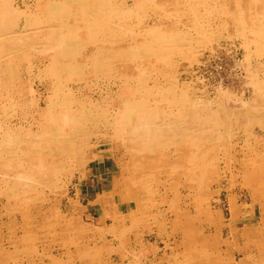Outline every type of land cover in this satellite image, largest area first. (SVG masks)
<instances>
[{
	"label": "rangeland",
	"instance_id": "1",
	"mask_svg": "<svg viewBox=\"0 0 264 264\" xmlns=\"http://www.w3.org/2000/svg\"><path fill=\"white\" fill-rule=\"evenodd\" d=\"M8 1L11 2L12 8L23 10L26 13L32 12L40 17V20L36 22L37 27L33 25L31 26L32 30L29 29L31 33L23 32L26 36L46 29L44 27H47L50 22L52 24L55 22L54 20H48L49 16L45 13L46 9L43 10L40 6L36 7V0H24L27 3L26 5L22 3L23 0ZM186 1L127 0L124 5L122 4L123 6L121 5L124 11H129L125 15L121 14L123 17L128 15L125 17V25L127 26L123 25L118 28L120 18L114 17L113 26L109 23L108 27H105L107 31L104 32L103 30L104 33L97 31L94 33L95 36L90 34L88 28L85 29L82 22L80 23L82 25L81 29H83L81 33L84 31L81 36L86 35V37L83 36L85 38L80 46L81 53H87L88 49L97 46V43L108 47L111 40L112 46L116 48L124 42L121 40V33L123 32L129 33L127 34L128 37L125 35L127 38L136 35L145 45L158 46L163 49L170 47V44L175 46V52H171L168 57L170 59L165 58L167 56L166 51L162 52L164 57L159 54L158 58L143 48L137 56L120 57L121 61L118 64L127 63L131 65V71L129 70L128 74L121 71L122 68L118 70L117 74L121 78L111 77L113 72L111 75L107 73L105 76H99L97 80L93 74L94 72L91 71L95 61L90 60L81 69L84 72V77L87 78L86 80H90V83L93 82L94 85L85 86L86 84L82 80L81 89L79 92L78 90L75 91V94L79 97L82 92L85 93V96L96 97L95 95H98L96 88L98 84L102 82L104 84L111 80L118 81L121 84L122 81H126L128 78L127 85H130L131 92L126 94L137 98L146 95V99L150 101L149 103L153 100H159L156 105L162 107V110L165 111V115L161 116L162 122L159 121L161 125L165 123V127H162L164 130L161 136L165 140H159L163 141L161 143L156 141L155 143L135 144L137 146L135 149L130 147L126 151H121L122 154L116 152L113 148L114 139L101 135V132H104L106 128L109 130L110 127L107 123L105 125L103 118L99 120L98 109L92 107L91 117L93 119L90 124H88L89 122L83 123L85 131L82 132L81 128L79 133L82 135H73L71 141H67L65 145L61 143L60 151L54 152V143H51L48 139L49 136L43 135L41 127H35L36 124H33L30 129L31 123L21 118L25 113L30 118L29 115L36 99L42 100L45 96L51 94V91H49L50 93L45 91V87L41 84L42 80H45V75H39L35 67H32L33 70L30 73L25 69L32 62L30 56L38 54L35 45L29 48V50L31 49L29 52L31 55H26L18 65L21 76L16 77V84L20 86V89L14 91L15 94L11 89L0 90V106L3 103L5 105L12 103V107H9L8 111L6 110L9 115L6 111H0V121L2 122L0 126L6 127L7 124L5 123L10 126L16 124L15 126L18 128H15L17 131L14 129V132L17 135L15 136L14 133L12 137L14 136L15 140H18L14 142L19 146L15 147L10 140L7 142L6 136L3 139L0 137V163L2 162L0 167L3 166L5 156H8L5 162L10 161L9 170L14 166L18 171L16 174L20 175L22 173L20 176L24 179L14 181L12 177H15V175H11L9 180L5 181L1 180L2 175L0 173V186L4 188L3 193L0 195L2 199L0 200V264H264V111L263 113L258 111H254L252 114L248 113L250 119L255 114V119L258 122L247 120V116L243 113L245 108L238 100L239 98L252 99L255 91L252 90L254 87L252 84L253 77H260V80L262 79V82H264V41H262L264 40V6L259 3L260 0H238L239 2L237 0ZM235 4L239 6L236 7ZM65 5L66 8L69 6V4ZM196 10L198 12H195ZM166 13L169 14V17ZM160 15H164V17ZM195 15L199 16L196 17ZM68 16L70 20L72 19L69 24L76 25L75 19L70 15ZM258 18L261 21L258 22ZM201 22L204 23L200 24ZM19 25L22 28L23 21H20ZM120 25H122L121 22ZM109 26L113 29L110 27L109 30ZM150 29L153 30L150 31ZM255 29L257 30L255 31ZM204 31L205 33H203ZM199 32L198 36L197 33ZM255 32L259 33L260 38ZM158 33H162L164 40H158ZM243 33L244 35H242ZM96 36L100 40L95 43L93 39ZM253 36L256 41L252 38ZM241 39H243V43H241ZM126 40L131 41V49L136 48L135 45L137 44L134 40ZM244 40L249 41L244 42ZM225 43L235 46L236 52L234 54L225 51L216 52L210 56V60L205 58V65L198 66L199 69L194 68L193 70V74H197L199 79L192 76L197 80L194 81L190 77L197 84L196 86L193 83L197 91L193 87L191 88L188 82L190 68L192 69L196 62L200 63V58L205 53L213 51L218 45ZM81 53L77 54L76 57H79V55L84 56ZM146 54L148 55L146 56ZM151 54L154 58L150 56ZM192 55L198 58L196 57L195 60L193 58L190 62ZM171 58L173 59L171 60ZM100 59L99 57L98 60ZM238 59L240 62L242 61L239 67L235 64ZM159 62L161 63L155 64ZM151 75L153 76L151 77ZM154 76L157 78H154ZM37 77H41V80ZM220 79L223 89L232 90L231 94L225 96V100V97L217 92L218 89H213V85ZM95 81L99 83L96 84ZM199 81L204 83L203 87L207 91L201 93L202 91L197 89ZM23 84L25 85L23 86ZM156 85H158L157 88ZM144 86L146 91L137 92L138 88ZM23 87L28 89H23ZM58 92L62 91L58 90ZM121 94L123 96L124 92ZM196 97L201 98L199 100ZM14 99L16 100L14 101ZM2 101L4 102L2 103ZM192 101H199L202 106L209 105L211 107L209 109L203 107L193 108L195 110L194 114L192 113L194 110H191L192 115H197V118L192 119H198V121H192L188 116L190 114L187 110L188 104L193 103ZM263 102H261V106L264 109ZM13 107L17 108L12 109ZM40 107H44V104H40ZM207 112H210V115L215 113L212 115L215 117L208 118L209 113ZM222 117H226V120ZM10 118L12 119L10 120ZM176 119L177 121H175ZM178 119H181V121ZM167 121L169 124L172 123L169 125ZM174 123H176V126H174ZM214 124L216 126L220 125L216 128ZM222 126L225 127L224 130ZM61 127L59 125L57 131ZM94 128L97 129L94 130ZM226 129H229V131ZM66 130H68V127ZM216 130L221 134H218ZM91 131L93 132L89 133ZM112 131L110 129V133ZM0 132H3L2 129ZM35 133L38 135H33ZM226 134L229 136L228 138ZM213 138L215 139L213 140ZM31 139L39 142L33 147L30 142L27 144ZM5 140L6 142H4ZM188 142L191 144L189 145ZM75 143L77 144L75 145ZM96 144H100V148H97ZM13 146L16 148V153L10 152ZM63 147L65 149H62ZM29 149L30 151H28ZM32 150H35V152L40 150L39 154L43 157L41 162L43 164L38 167L33 164L32 168L29 169L26 166L30 165L31 159L38 153H34ZM137 153H140L139 157L136 155ZM10 157L15 160L14 163H12ZM50 159H53V161L51 160V166L49 167L48 160L50 161ZM81 160L84 163H81ZM33 161L37 163L35 160ZM19 162L22 163V166L16 167V163L19 164ZM125 166L128 168L123 172L122 168ZM34 171H38L37 174H34ZM34 177L35 180L32 181ZM26 178L27 180H25ZM29 178H32V180L30 181ZM19 182L21 183V185H18L20 188L18 186L17 189L14 188L13 185ZM3 183L10 185H4ZM47 184H51V186H46ZM22 188H24V191L21 190ZM25 189H27V192ZM22 192L25 194H22ZM12 196L14 197L12 198ZM15 196H17V199ZM21 196H23V199ZM27 198L30 199L27 200ZM33 206L36 209L41 207L40 213L31 212ZM24 210L28 211L25 218L22 219L20 217ZM112 218L113 220H111Z\"/></svg>",
	"mask_w": 264,
	"mask_h": 264
},
{
	"label": "bare ground",
	"instance_id": "2",
	"mask_svg": "<svg viewBox=\"0 0 264 264\" xmlns=\"http://www.w3.org/2000/svg\"><path fill=\"white\" fill-rule=\"evenodd\" d=\"M36 0L37 2V8L38 6L41 7V9L45 10V13L48 14V20L49 21H55L53 24L50 22L47 27H44L46 29H43L41 31H37L35 33H32V34H29V36H26L25 31L29 32V29L31 28V26L35 25L37 27V23L39 20H40V17L36 16V14L30 12V13H26L25 11H20L19 9L17 8H12L11 6V2L8 1V0H0V90H4V89H11L14 93V91H17V89L19 88L20 89V86H18L16 83V77L18 76H21L20 74V71H18V65L19 63L26 57V55H31L29 52V48L31 47H37V52L38 54L35 56L34 55H31L30 58L32 59L31 63L28 64V66H26V70L28 71V73H30L33 69L32 67H35L36 68V72L40 75V74H43L45 75V80L41 82L42 86L45 87V91H51V94H49L48 96H45V98H43L42 100L40 99H36V103H34L33 105V109H31V112H30V115L28 118L27 114H23L21 116V118H24V120H26L28 123H31L30 124V129L32 128L31 125L33 124H36L35 127H38L40 128L41 127V131L43 133V135L45 136H49L48 139H50L51 143H54L53 145V151L56 152V151H60V147L62 146L61 143L63 145H65V143H67V141H71L73 138V135H82V134H79L81 132V128H82V132L83 130L85 131L84 129V124L83 123H86V122H89L88 124H90L91 120L93 119L91 117V110H92V107H95L96 109H98V113L97 114L99 116V120L100 119H104L105 120V125L107 123V125L110 127V129H112L113 131L110 133V129L108 130V128L105 129L104 132H101V135H106L108 136V138H113L114 139V150L118 153H120L121 151L125 150L126 149H129L130 147H132L133 149H135V144H141V143H145L147 144L148 143H155L156 141L158 143H161L163 141H159V140H163L161 138L162 136V131L164 130L163 128L165 127V123L164 125L162 124H159L160 120H161V116L162 115H165V111L162 110V107H159L156 105V103L159 101V100H153V102L149 103L150 101L146 99V95L144 96H141L140 98H137L136 96L135 97H131L130 95L126 94L128 92H131V89H130V85H127V79L126 81H122L121 84L118 83V81H110V82H106L103 84V82L101 84H98V86L96 87L97 90H98V95H95L96 97L94 96H85V93L82 92L81 93V96H77L75 94V91L81 89V81L84 80V83L86 84L85 86H88L89 87L91 85H94L92 83H90V80H86L87 78L84 77V72H83V67H85L87 65V62L90 61V60H94L95 62H93V71L94 75L96 76L95 78H99V76H105L107 73H109L113 77V78H121V76H119L117 73H118V70L120 68L121 71L123 72H126V74L129 73V70L131 68V65L130 64H124L122 63L121 64H118L120 63L119 61H121L120 57H123V58H127V57H130L131 55L132 56H137L139 55V52L142 51L141 48L145 49L147 52L149 53H152L153 56H157L160 54L161 57L163 56L162 55V52H165L167 53V56L165 58H168L170 56V53L171 52H175V46L174 45H171L170 44V47H165V49L163 48H159L158 46H151V45H145V43L142 42L141 39H139L138 37H136V35H133L131 38H127V34L129 33H121L122 36H121V40H123L124 42H122L121 44V41L119 42L121 45H118L116 48H114L112 46V40L109 42V46H102V45H98L97 43V46L95 45L94 47H91L90 49H88L87 53H81V49H80V46L81 44L83 43V40L84 38L86 37V35H83L85 36L83 38V36H81V34H83L84 31H82L81 33V26L80 23L82 22L83 26L86 28H88V30L90 31V34L93 36L94 33H96L97 31L98 32H105L106 30V26L108 27L109 23H113L114 22V17H119L120 18V22L122 23V25H120V22L118 24V28H120V26H123L125 25V17H123V15H125V13H128L129 11H124V8L122 7L127 0H82V4H81V0ZM132 1V0H131ZM164 1V0H163ZM186 1V0H184ZM210 1H213V0H210ZM235 1V0H234ZM238 1V0H237ZM236 1V3H237ZM241 1V0H240ZM261 2V5L264 6V0H260ZM13 2V1H12ZM150 2V1H149ZM148 2V3H149ZM209 2V1H208ZM239 2V1H238ZM21 3V2H20ZM24 5H26V1L23 0ZM129 3V2H128ZM155 3V2H154ZM187 3V1H186ZM189 3V2H188ZM65 4H69V6L66 8V5ZM123 4V5H122ZM131 4V3H130ZM150 4V3H149ZM192 4V3H191ZM212 4V3H211ZM240 4V3H239ZM122 5V6H121ZM142 5V4H141ZM151 5V4H150ZM156 5V4H155ZM187 5V4H185ZM238 4H235L236 7ZM252 5V4H251ZM32 6V5H31ZM74 6V7H73ZM127 6V5H126ZM157 6V5H156ZM177 6V5H176ZM225 6V5H224ZM254 6V5H253ZM260 6V5H258ZM36 7H33V8H36ZM132 7V6H131ZM152 7V6H151ZM165 7V6H164ZM198 7V6H196ZM208 7V6H207ZM235 7V8H236ZM25 8V7H24ZM36 8V9H37ZM130 8V6H129ZM201 8V7H200ZM243 8V7H242ZM256 8V7H255ZM260 8V7H259ZM27 9V8H26ZM133 9V8H132ZM131 9V10H132ZM160 9V8H159ZM158 9V10H159ZM187 9V8H186ZM247 9V7H246ZM245 9V10H246ZM261 9V8H260ZM157 10V9H156ZM180 10V9H179ZM188 10V9H187ZM192 9L190 8V11ZM244 10V11H245ZM30 11V10H29ZM28 11V12H29ZM194 11V10H193ZM227 11V10H226ZM161 12V11H160ZM165 12V11H164ZM192 12V11H191ZM195 12H198L197 10ZM225 12V11H224ZM242 12V11H241ZM247 12V11H246ZM256 12H257V8H256ZM259 12V11H258ZM149 13V12H148ZM156 13V12H155ZM121 14H123L121 16ZM160 14V13H159ZM163 14V13H162ZM168 13H166L167 15ZM231 14V13H229ZM246 14V13H245ZM248 14V13H247ZM70 15L73 19H75V23L76 25L74 24H69V21L70 18H68ZM120 15V16H118ZM149 15V14H148ZM190 15V14H189ZM241 15V14H240ZM133 16V14H132ZM146 16V15H145ZM152 16V15H151ZM155 16V15H154ZM161 16V15H160ZM169 17V14L167 15ZM166 16V17H167ZM196 16V15H195ZM193 16V17H195ZM199 16V15H198ZM196 16V17H198ZM201 16V14H200ZM203 16V14H202ZM234 16V15H233ZM42 17V16H41ZM136 17V15H135ZM158 17V16H157ZM161 17H164L161 16ZM255 17V16H254ZM146 18V17H145ZM160 18V17H158ZM158 18H155V19H158ZM173 18V16H172ZM231 18H232V15H231ZM234 18V17H233ZM51 19V20H50ZM128 19V18H127ZM164 19V18H163ZM193 19V18H192ZM195 19V18H194ZM37 20V21H36ZM77 20H79V22H77ZM116 20V19H115ZM131 20H133L131 18ZM159 20V19H158ZM169 20V19H168ZM200 20V19H199ZM202 20V19H201ZM204 20V19H203ZM20 21H23L24 25H22V28L20 27L19 23ZM129 21H130V18H129ZM153 21V20H152ZM194 21V20H192ZM196 21V20H195ZM261 21L259 18H258V22ZM132 22V21H131ZM138 22V21H137ZM139 23V22H138ZM169 23V22H168ZM193 24V22H191ZM190 23V24H191ZM204 22H201L200 24H202ZM117 24V22H116ZM130 24V23H129ZM241 24V23H239ZM131 25H134V24H131ZM140 25V24H139ZM150 25V24H149ZM160 25V24H159ZM205 25V24H204ZM224 25V24H223ZM113 26V24H112ZM116 26V25H115ZM127 26V25H125ZM130 26V25H129ZM153 26V25H152ZM206 26V25H205ZM231 26V25H230ZM35 27V28H36ZM110 27L109 26V30H110ZM133 27V26H132ZM131 27V28H132ZM160 27V26H159ZM198 27H201V26H198ZM226 28V25L224 26ZM34 28V29H35ZM39 28V27H38ZM37 28V29H38ZM112 28V27H111ZM129 29V27H127ZM153 28V27H152ZM155 28H156V24H155ZM154 28V29H155ZM158 28V27H157ZM178 28V27H177ZM203 28V27H202ZM242 28V27H241ZM263 28V27H262ZM113 29V28H112ZM140 29V28H138ZM196 29V28H195ZM194 29V30H195ZM204 29V28H203ZM238 29V28H237ZM264 29V28H263ZM32 30V28H31ZM126 30V29H125ZM147 30V29H145ZM153 30V29H150V31ZM193 30V29H192ZM198 30V29H197ZM209 30V29H208ZM241 30V29H240ZM257 29H255L256 31ZM107 31V30H106ZM111 31H114V30H111ZM117 31V30H116ZM115 31V32H116ZM129 31V30H128ZM127 31V32H128ZM139 31V30H138ZM149 31V30H148ZM178 32L180 30H177ZM201 31V29H200ZM86 32V31H85ZM103 32V33H104ZM113 32V33H115ZM130 32V31H129ZM136 32V31H135ZM134 32V33H135ZM144 32V31H143ZM202 32V31H201ZM31 33V32H29ZM88 33V32H87ZM118 33V32H117ZM131 33V32H130ZM133 33V32H132ZM195 33V31H194ZM205 33V31L203 32ZM202 33V34H203ZM209 33V31H208ZM207 33V34H208ZM240 33V32H239ZM238 33V34H239ZM242 33V32H241ZM240 33V34H241ZM245 33V32H244ZM244 33L242 35H244ZM250 33V31H249ZM257 35L259 34L258 32H255ZM254 33V35H255ZM28 34V33H26ZM85 34V33H84ZM99 34V33H98ZM110 34V33H109ZM143 34V33H142ZM159 34V38L158 40H164L163 39V36H162V33H158ZM198 36L200 34L197 33ZM211 34V33H210ZM252 34V33H251ZM108 35V34H107ZM111 35V34H110ZM127 37H126V36ZM138 35H139V32H138ZM205 35V34H204ZM242 35H240V37H242ZM256 35V36H257ZM100 36V35H99ZM98 36V37H99ZM109 36V35H108ZM115 36V35H114ZM125 36V37H124ZM150 36V35H149ZM192 36V35H191ZM206 36V35H205ZM204 36V37H205ZM246 36V35H245ZM105 37V36H104ZM175 37V36H173ZM259 37V35H258ZM93 38V37H92ZM199 38V37H198ZM202 38V37H201ZM206 38V37H205ZM204 38V39H205ZM254 38V36L252 37ZM260 38V37H259ZM258 38V39H259ZM262 38V37H261ZM117 39V38H116ZM126 39H132L135 41V45L136 48L134 49H131L132 47V44H131V41L129 40H126ZM143 39V37H142ZM156 39V38H155ZM216 39V38H215ZM218 39V38H217ZM255 39V38H254ZM264 39V38H263ZM96 43V41H99L100 39L96 37H94L93 39ZM203 40V38H202ZM210 40V39H209ZM241 43H243V39H241ZM247 40V39H245ZM244 42H248V41H245ZM259 40H262V39H259ZM89 41V40H88ZM201 41V40H200ZM204 41V40H203ZM208 41V40H207ZM212 41V40H211ZM217 41V40H216ZM256 41V39H255ZM264 41V40H262ZM106 42V43H108ZM118 42V41H116ZM197 42V41H196ZM205 42V41H204ZM210 42V41H209ZM150 43V42H149ZM201 43V42H200ZM199 43V44H200ZM38 44V45H37ZM207 44V43H205ZM204 44V45H205ZM211 44V43H210ZM216 44V43H215ZM259 44V42H258ZM88 45V44H87ZM86 45V46H87ZM153 45V43H152ZM202 45V44H201ZM200 45V46H201ZM217 46V45H216ZM215 46V47H216ZM162 47H164L162 45ZM257 47V46H256ZM202 48V47H201ZM36 49V48H35ZM169 49V50H168ZM205 49V48H204ZM209 49V48H208ZM211 49V47H210ZM254 49V48H253ZM34 50V49H33ZM198 50V49H197ZM208 51V50H206ZM222 51H225V52H228L229 54H234V52H236V47L235 46H231V45H227L226 43L225 44H220L218 45L213 51H210V52H207L205 53L201 58H200V63H197L193 65V68L188 71L189 73V85H191V88L193 87V89L196 90V88L194 87V84L195 83L194 81H197L195 78H193L192 76L196 77L197 79H199L198 75L197 74H193V70L194 68H198V66H201V65H205V61L204 59L207 58L208 60L211 59L210 56H212L213 54H215L216 52H222ZM257 51V50H256ZM255 51V52H256ZM33 52V51H32ZM200 52V51H199ZM203 52V51H202ZM248 52V51H247ZM263 52V50H262ZM84 54L83 55H79V57L76 55L77 54ZM148 53V54H149ZM146 54V56L148 55ZM152 54L150 55L152 57ZM250 54V53H249ZM263 54V53H262ZM159 55V56H160ZM258 55V54H257ZM83 56V57H82ZM145 56V57H146ZM194 56V57H193ZM248 56V55H247ZM82 57V58H81ZM101 58L100 60H98V58ZM149 57V56H148ZM157 57H155L157 59ZM160 57V58H161ZM164 57V56H163ZM197 57V56H196ZM195 55H192V59H190L189 61L191 62V60H195ZM246 57V56H245ZM258 57V56H256ZM138 58V57H137ZM154 58V57H152ZM151 58V59H152ZM159 58V57H158ZM198 58V57H197ZM259 58V57H258ZM163 59V58H161ZM170 59V58H168ZM167 59V60H168ZM173 58H171L172 60ZM170 60V61H171ZM35 61V62H34ZM123 61V60H122ZM133 61V60H132ZM151 61V60H150ZM160 61V60H158ZM166 61V60H165ZM188 61V59H187ZM145 62V61H144ZM134 63V61H133ZM141 63V62H140ZM161 62L159 63H155V64H160ZM86 64V65H85ZM169 64V63H168ZM235 64H237V66L239 67L240 64H242V61L240 62L239 59L235 61ZM154 65V63H153ZM153 65L150 66L153 67ZM190 66V65H188ZM82 67V69H81ZM154 68V67H153ZM245 68V67H244ZM148 69V68H147ZM158 69V68H157ZM156 69V70H157ZM248 69V68H247ZM151 70V69H150ZM164 70V69H163ZM246 70V69H245ZM25 71V70H24ZM131 71V70H130ZM152 71V70H151ZM170 71V70H169ZM251 71V70H250ZM90 72V71H89ZM262 72V71H261ZM33 73V72H32ZM88 73V72H87ZM173 73V72H172ZM263 73V72H262ZM36 74V73H34ZM120 74V73H119ZM122 74V73H121ZM251 74V73H250ZM261 74V73H260ZM42 75V76H43ZM89 76V73L87 74ZM125 75V74H124ZM132 75V74H131ZM130 75V76H131ZM134 76V75H133ZM132 76V77H133ZM153 75H151L152 77ZM249 76V75H248ZM256 76V74H255ZM262 76V75H261ZM264 76V75H263ZM24 77V76H23ZM128 77V76H127ZM135 77V76H134ZM156 76H154L155 78ZM192 77L194 79V81H192V79L190 78ZM250 77V76H249ZM9 78V80H8ZM38 78V77H37ZM92 78V77H91ZM97 78V80H98ZM103 78V77H102ZM101 78V79H102ZM124 78V77H123ZM136 78V77H135ZM134 78V79H135ZM157 78V77H156ZM38 79L41 80V77H39ZM43 79V78H42ZM89 79H90V76H89ZM149 79V78H148ZM162 79V78H161ZM251 79V78H250ZM21 80V78H20ZM27 81V79H25ZM120 80V79H119ZM145 80V79H144ZM150 80V79H149ZM253 85L254 87L252 88V90H255L254 91V95L252 97V99L250 100H244L243 98H239V102H241V104L243 105V107L245 108L243 110V113L247 116L246 119L247 120H255V123L258 122V120L256 121V116L255 114L252 115L251 119L249 118L248 116V113L252 114L254 111H258L259 113H263L264 109L263 107L261 106L264 100V82H262L263 80L261 79L260 80V77H257V78H254L253 77ZM24 81V80H22ZM92 81V80H91ZM101 81V80H100ZM133 81V80H132ZM96 84L99 83L97 81H95ZM137 82V81H136ZM135 84V82H134ZM196 84V83H195ZM25 84H23L24 86ZM188 85V86H189ZM248 85V84H247ZM22 86V85H21ZM158 85H156V88H157ZM197 86V84H196ZM204 86V83L199 81V87L197 89H200L201 93H203V91H207L205 89ZM94 87V86H92ZM91 87V88H92ZM201 87V88H200ZM207 87V86H206ZM218 87H221V88H218ZM24 88H27V87H23ZM76 88V89H75ZM132 88V87H131ZM144 88V89H143ZM143 88H138L137 92L141 93V91H146L145 90V86ZM155 88V89H156ZM160 88V86H159ZM158 88V89H159ZM190 88V87H189ZM22 89V88H21ZM28 89V88H27ZM27 89H25L27 91ZM33 89V88H32ZM213 89H218V93L220 95H222L223 97H227L229 94H231L232 90L226 88V89H223L222 88V82H221V79L213 85ZM58 90L62 91V92H58ZM191 90V89H190ZM24 91V90H23ZM95 91V89L93 90V92ZM134 91V89H133ZM197 91V90H196ZM230 91V92H228ZM36 92V91H35ZM34 92V93H35ZM77 92V91H76ZM124 92V95L122 96L121 93ZM136 92V91H135ZM187 92V91H186ZM185 92V94H186ZM199 92V93H200ZM252 92V91H251ZM23 93V92H21ZM32 93V92H31ZM33 93V94H34ZM50 93V92H49ZM89 93V92H88ZM189 93V92H188ZM253 93V92H252ZM15 94V93H14ZM132 94V93H131ZM134 94V93H133ZM191 94V93H190ZM22 95V94H21ZM80 95V94H79ZM157 95V94H156ZM243 95V94H242ZM252 95V94H251ZM11 96H12V93H11ZM10 96V97H11ZM23 96V95H22ZM134 96V95H133ZM150 96V95H149ZM148 96V97H149ZM155 96V95H154ZM195 96V95H194ZM197 96V95H196ZM221 96V97H222ZM7 97V96H6ZM24 97V96H23ZM87 97V98H86ZM183 97V95H182ZM190 97V96H189ZM202 97V96H201ZM200 97V98H201ZM222 97V98H223ZM226 97L224 98V100L226 99ZM244 97V96H243ZM5 98V97H4ZM20 98V97H19ZM192 98V97H191ZM196 98H199V97H196ZM199 98V100H200ZM230 98V96H229ZM13 99V98H12ZM17 99V98H16ZM14 99V101L16 100ZM189 99V98H188ZM211 99V98H210ZM249 99V98H248ZM2 100V99H1ZM20 100V99H19ZM32 100V99H31ZM190 100V99H189ZM188 100V101H189ZM194 100V99H193ZM213 100V99H212ZM9 101V100H7ZM12 100H10L9 102H11ZM21 101V100H20ZM214 101V100H213ZM227 101V100H226ZM236 101V99H235ZM261 101V102H260ZM4 101H2L3 103ZM193 103H191L190 105L188 104V111L190 114H188L189 118L192 119V118H197L196 116L192 115V113L194 114L195 109H199L201 107H203L204 109L208 108L209 109V105H204L202 106L201 102L199 101H192ZM207 102H209L207 100ZM238 102V103H239ZM1 103V102H0ZM44 104V107H40V104ZM183 103V102H182ZM188 103V102H187ZM217 103V102H216ZM264 103V102H263ZM12 103H7L6 105L3 103L1 106H0V111H8L9 107H12L11 106ZM155 104V105H154ZM186 104V103H185ZM215 104V103H214ZM213 104V105H214ZM259 104V105H258ZM171 105V104H170ZM218 105V104H217ZM181 106V105H180ZM187 106V104H186ZM167 107V105H166ZM174 107V106H173ZM179 107V106H177ZM219 107V105H218ZM17 107H13L12 109H15ZM183 108V107H182ZM211 108V107H210ZM167 111H168V107L166 108ZM177 109V108H175ZM194 110L192 113H191V110ZM213 109V108H212ZM243 109V108H242ZM94 110V109H93ZM232 110V109H230ZM241 110V109H240ZM6 111V112H7ZM15 111V110H14ZM214 112V110H212ZM211 111V112H212ZM238 111V110H237ZM23 112V111H22ZM94 112V111H93ZM171 112V111H170ZM182 112V111H181ZM204 112V111H203ZM212 112V113H213ZM216 112V111H215ZM239 112V111H238ZM8 113V112H7ZM96 113H97V110H96ZM174 113V112H173ZM173 113H171L173 115ZM201 113V112H199ZM209 113L208 114V118H214L215 116H212L210 115V112H207ZM220 113V112H219ZM222 113V112H221ZM229 113V112H228ZM6 113H4L5 115ZM14 114V113H13ZM168 114V113H167ZM170 114V115H171ZM198 114V113H197ZM238 114V113H237ZM249 114V115H250ZM9 115V113H8ZM228 115V114H227ZM259 115V114H257ZM263 115V114H262ZM6 116V115H5ZM27 116V117H26ZM224 116V115H223ZM261 116V115H260ZM264 116V115H263ZM2 117V116H1ZM7 117V116H6ZM11 117V115H10ZM168 117V116H167ZM226 117H229V116H226ZM226 117L223 118L224 120H226ZM231 117V116H230ZM237 117V116H236ZM18 118V117H17ZM27 118V119H26ZM183 118V117H182ZM181 118V119H182ZM218 110H217V119H218ZM261 118V117H260ZM12 118H10L11 120ZM168 119V118H167ZM181 119H178L181 121ZM222 119V120H223ZM233 119V118H232ZM237 119V118H236ZM239 119V118H238ZM237 119V120H238ZM245 119V118H244ZM258 119V118H257ZM163 120H164V117H163ZM186 120V118H185ZM207 120V119H206ZM220 120V119H219ZM260 120V119H259ZM14 121V120H13ZM12 121V123H13ZM169 121V120H168ZM167 121V122H168ZM177 121V119L175 120ZM183 121V120H182ZM192 121H198V119H192ZM201 122V120H199ZM209 121V120H208ZM211 121V120H210ZM234 121V120H233ZM236 121V120H235ZM240 121V120H239ZM243 121V120H242ZM249 121V122H250ZM94 122V121H93ZM162 122V120H161ZM165 122V120H164ZM217 122V121H216ZM238 122V121H237ZM248 122V121H247ZM253 122V121H252ZM251 122V123H252ZM0 123H2L0 121ZM172 122H170L171 124ZM181 123V122H179ZM184 123V121H183ZM192 123V122H191ZM195 123V122H194ZM199 123V122H198ZM202 123H204V121H202ZM201 123V125H202ZM206 123V122H205ZM209 123V122H208ZM221 123V122H219ZM241 123V122H239ZM7 124L6 127L4 126H0V130L2 129L3 132H0V137L3 139L4 136H6L7 138V142L8 140H10L11 142L14 143L15 147L18 146L17 145V141L15 140L16 138L12 135L15 133L14 132V129L15 128H18L17 126L15 125H8V123H5ZM167 124V123H166ZM169 124V122H168ZM169 124V125H170ZM196 124V123H195ZM194 124V126H195ZM207 124V123H206ZM242 124V123H241ZM245 124V123H244ZM60 126H62L60 129H58L57 131V128ZM168 125V126H169ZM181 125V124H180ZM179 125V126H180ZM193 125V123H192ZM199 125V124H198ZM197 125V126H198ZM212 125V124H210ZM209 125V126H210ZM220 124H218L217 126L214 124V126H216V128L219 126ZM15 126V127H13ZM68 127V130H66V128ZM167 126V127H168ZM172 126V125H171ZM170 126V127H171ZM174 126H176V123H174ZM178 126V127H179ZM183 126V125H182ZM203 126V125H202ZM225 126V125H224ZM228 126V125H226ZM230 126V125H229ZM93 127V126H91ZM163 127V128H162ZM181 127V126H180ZM184 127V126H183ZM191 127V126H190ZM206 127V126H205ZM204 127V128H205ZM208 127V126H207ZM246 127V126H245ZM6 128V130H5ZM99 128V127H98ZM103 128V127H102ZM169 128V127H168ZM192 128V127H191ZM201 128V127H200ZM203 128V127H202ZM213 128V127H211ZM214 128V129H216ZM223 128V126H222ZM225 128V127H224ZM223 128V130H224ZM230 128V127H229ZM232 128V127H231ZM264 128V127H263ZM97 129V128H96ZM94 128V130H96ZM101 129V128H100ZM175 129V128H174ZM193 129V128H192ZM199 129V128H198ZM213 129V130H214ZM16 130V129H15ZM178 130V129H177ZM204 130V129H203ZM211 130V129H210ZM218 130V129H217ZM216 130V131H217ZM227 130V129H226ZM225 130V131H226ZM231 130V129H230ZM17 131V130H16ZM167 131V130H166ZM165 131V132H166ZM181 131V130H180ZM184 131V130H183ZM191 131V130H190ZM193 131V130H192ZM197 131V130H196ZM201 131V130H200ZM199 131V132H200ZM209 131V130H208ZM219 131V130H218ZM217 131V132H218ZM229 131V129L227 130ZM226 131V133H227ZM93 131L89 132V133H92ZM169 132V131H167ZM176 132V131H175ZM185 132V131H184ZM189 132V131H188ZM195 132V131H193ZM198 132V131H197ZM220 132V131H219ZM218 134H221L219 133ZM231 132V131H230ZM229 132V133H230ZM2 133V134H1ZM88 133V132H87ZM88 133V134H89ZM98 133V132H97ZM180 133V132H179ZM183 133V132H182ZM181 133V134H182ZM187 133V132H185ZM202 133V132H201ZM205 133V132H204ZM215 133V132H213ZM211 133V134H213ZM223 133V132H222ZM27 134V133H26ZM25 134V135H26ZM29 134V133H28ZM180 134V135H181ZM190 134V133H188ZM192 134H195V133H192ZM216 134V133H215ZM17 134L15 133V136ZM33 135H38L37 133L33 134ZM41 135V134H40ZM77 135V136H78ZM85 135V134H84ZM172 135V134H171ZM184 135V133H183ZM209 135V134H208ZM20 136V135H18ZM32 136V135H31ZM44 136V138H45ZM170 136V135H169ZM168 136V137H169ZM176 136V135H175ZM187 136V135H186ZM201 136V134H200ZM205 136V135H203ZM212 136V135H211ZM222 136V135H221ZM227 136V134H226ZM21 137V136H20ZM39 137V136H38ZM213 137V136H212ZM215 137V136H214ZM229 136H227L228 138ZM10 138V139H9ZM77 138V137H76ZM100 138V137H99ZM46 139V138H45ZM87 139V138H86ZM85 139V141H86ZM197 139V138H196ZM211 139V138H210ZM215 138H213L214 140ZM75 140V139H74ZM73 140V141H74ZM165 140V139H164ZM168 140V139H167ZM170 140V139H169ZM172 140V138H171ZM180 141V139H178ZM188 140V138H187ZM198 140V139H197ZM1 141V140H0ZM9 141V143H10ZM16 141V142H14ZM77 141H79V139H77ZM119 141H122V142H119ZM189 141V140H188ZM209 141V140H208ZM212 141V140H211ZM6 142V140L4 141ZM20 142V141H19ZM31 143V146L34 147V145L38 142L35 141V139H31L30 141L27 142L28 143ZM167 142V141H166ZM186 142V140H185ZM72 143V142H71ZM81 143V142H80ZM100 143V142H99ZM165 143V142H164ZM168 143V142H167ZM166 143V144H167ZM171 143V142H170ZM187 143V142H186ZM49 144V143H48ZM77 143H75L76 145ZM172 144V143H171ZM189 144V142H188ZM187 144V145H188ZM191 144V143H190ZM189 144V145H190ZM73 145V144H72ZM83 145V143H82ZM12 146V145H11ZM10 146V147H11ZM39 146V145H38ZM94 146V145H93ZM100 146V144H96V147L98 148ZM9 147V148H10ZM14 146L10 149V152L11 153H16V148ZM19 147V146H18ZM72 147V146H71ZM191 147V146H190ZM196 147V146H195ZM15 148V149H13ZM40 148V147H39ZM100 148V147H99ZM6 149V148H5ZM8 149V148H7ZM37 149V148H35ZM62 149H65L64 147ZM67 149V148H66ZM82 149V148H81ZM214 149V148H213ZM41 151L43 150L40 149ZM40 150H36L37 155L35 154V157L31 159L30 161V165H27L26 167H28L29 169L32 168L33 164H36L37 167L38 166H41V163L42 162V155L39 154L40 153ZM75 150V149H74ZM77 150V149H76ZM98 150V149H97ZM6 151V150H5ZM4 151V152H5ZM30 151V149L28 150ZM35 152V150H32ZM64 151V150H63ZM99 151V150H98ZM178 151V150H177ZM3 152V153H4ZM10 152H7V153H10ZM52 152V151H51ZM74 152V151H73ZM6 153V154H7ZM19 153V152H18ZM42 153V152H41ZM122 154V153H120ZM2 155V154H1ZM99 155V154H98ZM138 157L140 156V153H137L136 154ZM246 155V154H245ZM14 156V154H13ZM60 156V155H59ZM62 156V155H61ZM60 156V157H61ZM8 157V156H7ZM5 156V160L7 158ZM12 157V156H11ZM10 157V158H11ZM54 157V156H53ZM77 157V156H76ZM56 158V157H55ZM82 158V157H81ZM71 159V158H70ZM80 160V157L78 158ZM89 159V158H87ZM168 159V158H167ZM181 159V158H180ZM193 159V158H192ZM2 160V159H1ZM5 160L3 159V166L0 167V173H1V180H5L7 181V179L9 180L10 176L11 175H15V177L13 176L12 180H17V181H20V180H24L21 178V174L20 175H17L16 172V168L14 166H12V168L9 170L10 168V161L9 162H5ZM10 160V159H8ZM12 160V163L15 162V160ZM19 160V159H18ZM33 160H35L37 163H35ZM53 161V159H50V161L48 160V166L50 167L51 166V162ZM56 160V159H54ZM76 160V159H75ZM78 160V161H79ZM86 160V159H85ZM200 160V159H198ZM14 161V162H13ZM69 161V160H68ZM72 161V160H71ZM75 163V161H73ZM2 163V162H1ZM0 163V165H1ZM11 163V164H12ZM70 163V162H69ZM68 163V164H69ZM80 163V161H79ZM81 163H84L82 162L81 160ZM211 163V162H210ZM26 164V163H25ZM34 165V166H36ZM19 166H22V163L19 162V164L16 163V167H19ZM69 166V165H68ZM67 166V167H68ZM73 166V165H72ZM25 167V166H24ZM74 167V166H73ZM128 167H123V172L125 170H127ZM159 169V167H157ZM161 168V167H160ZM203 168V167H202ZM56 169V168H55ZM54 169V170H55ZM121 169V170H122ZM154 169V168H153ZM204 169V168H203ZM10 172H9V171ZM41 170V169H40ZM50 170V169H49ZM69 170H70V167H69ZM150 170V169H149ZM204 171V170H203ZM228 171V170H227ZM245 172V170H243ZM35 172V171H34ZM38 172V171H36ZM34 173V174H37V173ZM42 172V171H40ZM54 172V171H53ZM201 172V171H200ZM31 173V172H30ZM52 173V171H51ZM60 173V172H59ZM58 173V174H59ZM174 173V172H172ZM171 173V174H172ZM204 173V172H203ZM26 174V172H25ZM23 174V175H25ZM29 174V173H28ZM27 174V175H28ZM32 174V173H31ZM32 174V175H34ZM56 174V173H55ZM199 174V173H198ZM22 175V176H23ZM35 176V175H34ZM38 176V175H37ZM44 176V175H43ZM54 176V175H52ZM51 176V178H52ZM162 176V175H161ZM29 177V176H28ZM200 177V176H199ZM24 178V177H23ZM44 178V177H43ZM59 178V177H58ZM71 178V177H70ZM150 178V177H149ZM30 179V178H29ZM28 179V180H29ZM144 179V178H143ZM142 179V180H143ZM146 179V178H145ZM148 179V178H147ZM152 179V178H151ZM199 179V178H197ZM11 180V181H12ZM27 180V178L25 179ZM32 180V178L30 179V181ZM35 180V177L32 181ZM42 180V179H41ZM45 180V179H44ZM49 180V179H48ZM57 180V179H56ZM13 181V182H14ZM29 181V183H30ZM139 181V180H138ZM167 181V180H166ZM197 181V180H196ZM28 182V181H27ZM51 182H52V179H51ZM50 182V183H51ZM140 182V181H139ZM203 182V181H202ZM24 183V182H23ZM34 183V182H33ZM36 183V182H35ZM54 183V181H53ZM62 183V181H61ZM137 183V182H136ZM143 183V182H142ZM149 183V182H148ZM4 185H10L8 183H3ZM28 184V183H27ZM27 184H26V187H27ZM37 184V183H36ZM35 184V185H36ZM39 184V183H38ZM52 184V183H51ZM51 184H47L46 186H51ZM55 184V183H54ZM18 185H21V183H16L14 184V188L17 189V186ZM33 185V184H32ZM41 185V184H40ZM43 185V184H42ZM142 185V184H141ZM140 185V186H141ZM144 185V184H143ZM149 185V184H148ZM38 186V185H37ZM152 186V185H151ZM36 187V186H35ZM156 187V186H155ZM162 187V185H161ZM202 187V186H201ZM18 188H20V186H18ZM30 188V186H29ZM32 188H34L32 186ZM24 188H22L21 190H23ZM28 189V188H27ZM25 189V191L27 190ZM154 189V188H153ZM177 189V188H176ZM3 190L4 188H2L0 186V195L3 193ZM39 190V189H38ZM164 190V189H163ZM24 191V190H23ZM124 191V190H123ZM152 191V190H151ZM8 192V190H7ZM12 192V190H11ZM17 192V191H15ZM27 192V191H26ZM28 192H29V189H28ZM39 192H41L39 190ZM154 192V191H153ZM157 192V191H156ZM159 192V191H158ZM162 192V191H161ZM5 193V191H4ZM22 194H25L22 192ZM30 194V193H29ZM146 194V193H145ZM154 194V193H153ZM158 194V193H156ZM34 195V194H33ZM195 195V194H194ZM30 196L32 197V195L30 194ZM29 196V197H30ZM154 196V195H153ZM163 197V195H161ZM185 196V195H184ZM4 197V196H3ZM11 197V196H10ZM14 196H12L13 198ZM17 196H15L16 198ZM20 197V195H19ZM22 199H23V196H21ZM37 197V196H36ZM35 197V198H36ZM156 197V196H155ZM6 198V197H4ZM34 198V199H35ZM154 198V197H153ZM160 198V197H159ZM17 199V198H16ZM20 199V198H19ZM30 199V198H29ZM27 198V200H29ZM33 199V200H34ZM152 199V198H151ZM156 199V198H155ZM0 200H2L0 198ZM8 200V198H7ZM26 200V201H27ZM32 200V201H33ZM36 200V199H35ZM34 200V201H35ZM42 200V199H41ZM147 200V199H146ZM198 200V199H197ZM18 201V200H17ZM152 201V200H151ZM157 201V200H156ZM160 201V199H159ZM181 201V200H180ZM16 202V201H14ZM21 202V201H20ZM28 202V201H27ZM25 202V203H27ZM148 202V201H147ZM161 202V201H160ZM150 204V203H149ZM158 204V202H157ZM12 205V204H11ZM146 205V203H145ZM155 205V204H153ZM39 206V205H38ZM152 206V205H151ZM12 207V206H11ZM17 207V206H16ZM143 207V206H142ZM139 208V207H138ZM35 209V210H34ZM10 210V209H9ZM9 210H7L9 212ZM28 210H24L22 211L21 213V217L22 219L25 218L26 216V212ZM35 211V214H38L40 213L41 211V207L37 208L33 206V208L31 209V212H34ZM30 212V211H29ZM54 213H57V212H54ZM32 214V213H31ZM147 214V213H145ZM144 214V215H145ZM5 215V214H4ZM30 215V214H29ZM114 215V213H113ZM138 215V214H137ZM103 216V215H102ZM120 216V215H118ZM103 218V217H102ZM117 219V217H116ZM113 220V218L111 219ZM132 222V221H131ZM43 224V223H42ZM124 227V226H123ZM117 232V231H116ZM180 232V231H179ZM110 233V232H109ZM114 233V232H113ZM118 233V232H117ZM115 234V233H114ZM120 240V239H119ZM119 243V242H118ZM11 244V243H10ZM92 244V243H91ZM237 249V248H236ZM20 251V250H19ZM96 251V250H95ZM8 252V251H7ZM6 253V252H4ZM3 253V254H4ZM130 263V262H129Z\"/></svg>",
	"mask_w": 264,
	"mask_h": 264
},
{
	"label": "built area",
	"instance_id": "3",
	"mask_svg": "<svg viewBox=\"0 0 264 264\" xmlns=\"http://www.w3.org/2000/svg\"><path fill=\"white\" fill-rule=\"evenodd\" d=\"M197 69H199V67Z\"/></svg>",
	"mask_w": 264,
	"mask_h": 264
}]
</instances>
